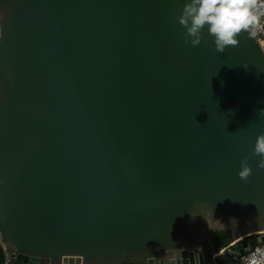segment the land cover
<instances>
[{
  "label": "water",
  "instance_id": "95a60500",
  "mask_svg": "<svg viewBox=\"0 0 264 264\" xmlns=\"http://www.w3.org/2000/svg\"><path fill=\"white\" fill-rule=\"evenodd\" d=\"M186 2L0 0L13 264H236L264 241L260 35L219 53L205 28L186 45Z\"/></svg>",
  "mask_w": 264,
  "mask_h": 264
},
{
  "label": "clouds",
  "instance_id": "9594fccd",
  "mask_svg": "<svg viewBox=\"0 0 264 264\" xmlns=\"http://www.w3.org/2000/svg\"><path fill=\"white\" fill-rule=\"evenodd\" d=\"M259 8H264V0H259V6L258 0H187L178 20L186 29L184 43L198 47L204 39L202 33L205 28L219 53H224L229 47L239 46L242 36L256 39L260 35ZM259 114L264 115V109ZM251 155L260 158L257 167L264 170V133L257 136ZM249 158H242L238 173L245 182L253 174ZM252 264L257 262L253 260Z\"/></svg>",
  "mask_w": 264,
  "mask_h": 264
},
{
  "label": "built area",
  "instance_id": "2783aa9c",
  "mask_svg": "<svg viewBox=\"0 0 264 264\" xmlns=\"http://www.w3.org/2000/svg\"><path fill=\"white\" fill-rule=\"evenodd\" d=\"M258 6H259V0H258ZM258 15L260 16V26L258 31L260 32V46L264 52V8H259ZM231 244L226 248V251L228 252L229 257L234 256V253L231 251ZM4 249V248H3ZM245 251L248 253L241 256V258L238 260V263L236 264H252L253 260L257 262V264H264V241H261L258 239V245L256 247L252 248H245ZM5 264H13V261L6 256Z\"/></svg>",
  "mask_w": 264,
  "mask_h": 264
},
{
  "label": "trees",
  "instance_id": "16d2710c",
  "mask_svg": "<svg viewBox=\"0 0 264 264\" xmlns=\"http://www.w3.org/2000/svg\"><path fill=\"white\" fill-rule=\"evenodd\" d=\"M230 237H231V231L216 232L215 239L217 246L218 247L223 246ZM5 261H6V255L0 240V264H5Z\"/></svg>",
  "mask_w": 264,
  "mask_h": 264
}]
</instances>
